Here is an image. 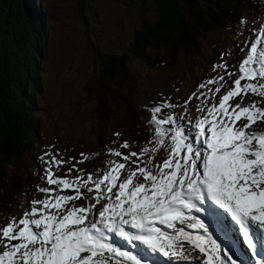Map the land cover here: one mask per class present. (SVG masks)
<instances>
[{"label":"snow or ice","instance_id":"obj_1","mask_svg":"<svg viewBox=\"0 0 264 264\" xmlns=\"http://www.w3.org/2000/svg\"><path fill=\"white\" fill-rule=\"evenodd\" d=\"M257 20L250 29L239 18L236 35L253 38L237 41L238 63L235 52L221 53L199 91L146 109L152 138L139 151H121L128 140L106 148L116 159L95 173L77 167L84 153H45L48 187L35 186L43 199L0 224V264H264V128L256 127L264 124V16ZM233 234L242 255L221 239Z\"/></svg>","mask_w":264,"mask_h":264},{"label":"trees","instance_id":"obj_2","mask_svg":"<svg viewBox=\"0 0 264 264\" xmlns=\"http://www.w3.org/2000/svg\"><path fill=\"white\" fill-rule=\"evenodd\" d=\"M153 1L156 14L151 19H142L135 29L127 49L131 56L127 52H110L100 62L92 107L96 125L93 153L85 160L86 171L94 173L101 167L98 165L107 136L112 137V146H116L118 140L114 134L120 133L119 138L128 137L131 148L137 151L152 138L142 122L152 104L141 102L145 87L130 69L136 57L147 64H156L160 58L153 49L164 51L166 67L182 59L185 78L193 81L199 76L193 69L205 55L203 43L210 32L222 29L235 32L229 51L236 53L238 63L241 53L235 47L237 41L243 46L246 38H252L249 32L236 35L240 31L242 11L252 22L250 29L255 27L257 17L264 16L262 0ZM77 2L83 15L86 0ZM45 20L40 0H0V219L8 211L27 206L32 187L42 179L38 165L42 140L39 117L35 113V93L41 90L38 57L42 52L37 45L44 43L47 36L49 27ZM228 61L233 62L232 58ZM175 95H169L171 101L179 100ZM256 127L264 128V124ZM37 145L40 148L34 153Z\"/></svg>","mask_w":264,"mask_h":264},{"label":"rangeland","instance_id":"obj_3","mask_svg":"<svg viewBox=\"0 0 264 264\" xmlns=\"http://www.w3.org/2000/svg\"><path fill=\"white\" fill-rule=\"evenodd\" d=\"M40 3L46 13L45 23L49 29L44 43L37 45L42 52L38 57L41 90L35 93V113L40 121L39 136L42 143L40 150V144L35 146L34 153L39 150V167H47L44 163L48 159L45 156L47 152L58 151L65 160L72 155L79 156L75 157L79 160L81 153L92 155L96 129L92 107L100 62L106 56L105 53L110 52H127L131 56L127 49L135 29L140 26L142 19H151L156 14V7L153 0H86L81 15L77 0H40ZM242 13V17H245L246 12ZM260 27L261 22L258 20L254 28ZM234 34L230 29L208 34L203 43L205 55L193 69L199 75L197 81L186 80L182 71V59L176 65L166 67L165 52L161 50L153 49L160 58V62L156 64H147L140 57L130 60V69L145 87L141 102L154 104L170 100L171 92L178 95V101H171L175 104L199 91L197 85L212 77V65L220 62V54L229 52L230 39ZM242 55L241 53L240 59ZM179 110L183 111L182 108ZM29 111H32V107ZM189 115L194 116L196 113L190 112ZM126 139L119 138L118 144L112 146V137L107 136L105 149L118 148ZM133 150L137 151L134 148L121 149L125 152ZM110 159L116 158L104 151L98 166ZM72 163L75 161L55 169L57 175H63L72 167ZM84 164L85 162L77 164V167L84 169ZM35 186L48 187L43 179L36 182L28 195L29 201L43 199V194L38 193ZM61 194L72 193L69 191ZM92 195L94 194H89L90 197ZM82 203L84 202H76L77 206ZM28 209L29 203L18 211L4 213L0 224L6 223L12 217H20Z\"/></svg>","mask_w":264,"mask_h":264},{"label":"bare ground","instance_id":"obj_4","mask_svg":"<svg viewBox=\"0 0 264 264\" xmlns=\"http://www.w3.org/2000/svg\"><path fill=\"white\" fill-rule=\"evenodd\" d=\"M246 18V17H245ZM243 37V36H242ZM164 64H165V66H166V62H164ZM84 203H86V202H84ZM238 249H241V250H243V245L242 244H236V247H234V248H232V250L234 251V250H238Z\"/></svg>","mask_w":264,"mask_h":264}]
</instances>
